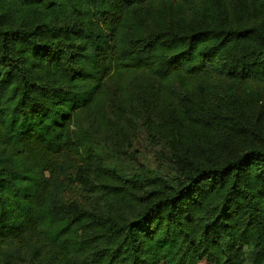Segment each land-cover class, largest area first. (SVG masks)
Here are the masks:
<instances>
[{
    "label": "trees",
    "instance_id": "trees-1",
    "mask_svg": "<svg viewBox=\"0 0 264 264\" xmlns=\"http://www.w3.org/2000/svg\"><path fill=\"white\" fill-rule=\"evenodd\" d=\"M116 71L156 79L144 89L164 110L170 82L196 104L223 94L205 113L234 119L264 103V0H0V264H264L263 118L233 123L250 140L235 148L172 145L167 179L123 178L105 158L116 129L91 113ZM73 182L106 210L66 203Z\"/></svg>",
    "mask_w": 264,
    "mask_h": 264
},
{
    "label": "rangeland",
    "instance_id": "rangeland-1",
    "mask_svg": "<svg viewBox=\"0 0 264 264\" xmlns=\"http://www.w3.org/2000/svg\"><path fill=\"white\" fill-rule=\"evenodd\" d=\"M178 17L177 13L169 15V18L173 20H177ZM155 82L156 79L147 77L143 72L116 71L105 82L104 91L91 111V113L95 110L103 111L104 122L113 124L116 129L114 135L117 149L115 152L113 151V155L128 170L121 169L119 163L113 159L110 153H106L105 158L115 164L120 177L133 179L134 169L143 168L150 174L162 175L167 179L176 170L178 161L180 162V157L171 148L172 145H178L182 150L187 149L198 153L208 141L214 138L234 136L236 138H234L232 147L235 148L243 141L238 138H245L248 143L250 142L249 138L233 130L232 125L237 119L242 120L243 118L255 123L261 117L264 120V103L256 99L242 104L241 111L237 108L234 119L227 121L222 116L218 120L213 119L205 113V110L211 106L213 112L216 111L222 115L226 111L224 105L221 104L223 94H219L217 97H207V99L217 98L219 101L212 99L207 102L201 98L200 103L196 104L191 102L185 96V92L172 82L163 88L165 92L163 97H167L168 104L166 105L169 107L164 110L160 98L156 99L155 96H152L153 93L149 95V92L144 89L145 85H155ZM137 90L142 91V98H138L136 95ZM262 90H264V85ZM154 91L156 92V90ZM197 92L203 95L201 91ZM198 95L194 94L192 97L196 98ZM143 104L149 108L147 120ZM96 107L98 109H95ZM98 122L95 124L97 129H103L104 127H101ZM171 122L176 123L178 134L173 141L170 140L169 145L170 132L168 128ZM150 123L158 125L156 131L148 125ZM261 131L264 132V130ZM103 141L105 148L106 145L112 144V141L106 136ZM103 141L99 143L95 140L93 142L95 145L91 150L96 153L100 152ZM93 181L100 183V178L96 176ZM62 198L66 203L75 202L90 211L106 210V201L101 197L100 188L95 186H84L73 182L66 188Z\"/></svg>",
    "mask_w": 264,
    "mask_h": 264
}]
</instances>
